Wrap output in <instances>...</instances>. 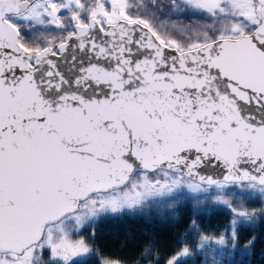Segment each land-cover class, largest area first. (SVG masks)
<instances>
[{"label": "snow or ice", "instance_id": "1", "mask_svg": "<svg viewBox=\"0 0 264 264\" xmlns=\"http://www.w3.org/2000/svg\"><path fill=\"white\" fill-rule=\"evenodd\" d=\"M123 216L172 236L114 256L97 226ZM258 242L264 0H0V264H243Z\"/></svg>", "mask_w": 264, "mask_h": 264}, {"label": "trees", "instance_id": "2", "mask_svg": "<svg viewBox=\"0 0 264 264\" xmlns=\"http://www.w3.org/2000/svg\"><path fill=\"white\" fill-rule=\"evenodd\" d=\"M191 211V207L187 206L182 209L183 215L186 217ZM222 213L214 211L211 208H205L203 211V218L209 223H215ZM155 230L160 234L161 238L170 239L173 230L169 228L168 224L161 225L159 221L153 219L149 220L145 217L139 216H123L117 218H107L97 226L98 243L105 252L111 253L114 256H124L132 250L130 243L128 248L121 249L120 245L131 235L135 240L143 238L145 231ZM264 245L257 243L256 249L253 251L251 257L244 256L243 264H264V256L261 255V249ZM236 261H240L239 254L236 256ZM81 264H96L95 256H88L81 259Z\"/></svg>", "mask_w": 264, "mask_h": 264}]
</instances>
